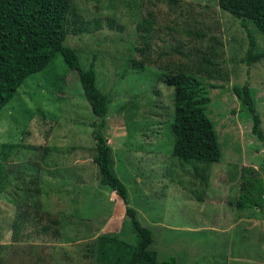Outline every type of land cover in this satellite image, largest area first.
<instances>
[{
	"label": "rangeland",
	"instance_id": "obj_1",
	"mask_svg": "<svg viewBox=\"0 0 264 264\" xmlns=\"http://www.w3.org/2000/svg\"><path fill=\"white\" fill-rule=\"evenodd\" d=\"M71 4L64 44L82 68L94 59L97 85L111 98L104 134L114 170L127 186L129 205L153 232L157 259L264 264V202L261 209L235 205L243 166L264 181V143L230 88L249 87L264 133V56L244 62L249 37L240 21L217 0ZM149 13L154 25L145 48L140 21ZM81 20L86 31L76 32ZM249 28L264 53V34ZM139 61L142 69L133 65ZM174 70L198 77L209 97L206 113L221 156L210 166L204 192L193 163L171 157L172 88L159 77ZM92 119L78 73L60 54L2 108L0 144L17 146L4 159L0 154V264H105L100 236L136 242L123 202L99 184ZM18 203L28 213L22 226L13 225Z\"/></svg>",
	"mask_w": 264,
	"mask_h": 264
},
{
	"label": "trees",
	"instance_id": "obj_2",
	"mask_svg": "<svg viewBox=\"0 0 264 264\" xmlns=\"http://www.w3.org/2000/svg\"><path fill=\"white\" fill-rule=\"evenodd\" d=\"M71 3L72 0H0V112L29 76L42 71L60 54L68 68L77 71L84 96L94 115L89 126L96 141L93 160L100 174L99 184L110 187L121 199L128 222L136 234L135 243L119 235L100 236L98 239L104 246L102 249L105 264H175L176 256L161 261L157 259L156 251L151 248L155 240L153 232L142 225L138 211L129 205L127 186L114 170L112 148L104 134L111 98L97 85L94 59L87 68H82L76 51L64 44L69 17L74 12ZM217 3L221 9L237 18L247 31L249 43L244 62L251 64L263 57L264 53L259 51L249 24L264 34V0H217ZM92 21L96 23V28L100 26L99 19ZM80 25L84 26H80L76 32L86 31L87 26L82 20ZM153 25L152 13L140 21V36L143 37L145 48L150 46ZM139 50L143 51L141 47ZM133 65L137 69L143 68L142 61ZM159 79L172 88L171 157L184 163H193V178L196 181L202 180L201 192H204L210 176V166L221 156L217 132L206 113L209 97L204 93L200 79L183 70L168 71ZM230 88L240 100L242 109L251 116L252 133L264 143L261 119L249 87L234 84ZM16 146L14 143H1L2 158H6ZM47 150L45 149L44 154ZM262 168L264 171V156ZM240 179L236 207L261 209L264 202V181L260 172L243 166ZM17 207V222L13 225H21L28 215L19 203ZM122 233L121 230L120 234Z\"/></svg>",
	"mask_w": 264,
	"mask_h": 264
}]
</instances>
